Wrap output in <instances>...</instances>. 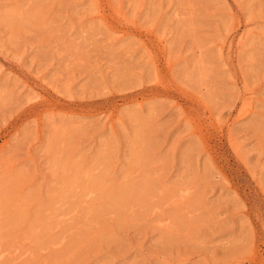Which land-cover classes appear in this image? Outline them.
Segmentation results:
<instances>
[{
	"label": "rangeland",
	"instance_id": "374dc122",
	"mask_svg": "<svg viewBox=\"0 0 264 264\" xmlns=\"http://www.w3.org/2000/svg\"><path fill=\"white\" fill-rule=\"evenodd\" d=\"M0 264H264V0H0Z\"/></svg>",
	"mask_w": 264,
	"mask_h": 264
}]
</instances>
